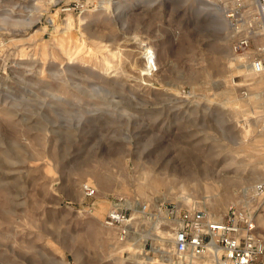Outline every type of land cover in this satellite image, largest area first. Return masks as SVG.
Instances as JSON below:
<instances>
[{"label": "rangeland", "instance_id": "374dc122", "mask_svg": "<svg viewBox=\"0 0 264 264\" xmlns=\"http://www.w3.org/2000/svg\"><path fill=\"white\" fill-rule=\"evenodd\" d=\"M221 7L0 0V264H150L169 231L145 204H261L264 234V80ZM118 201L135 230L115 249Z\"/></svg>", "mask_w": 264, "mask_h": 264}, {"label": "built area", "instance_id": "2783aa9c", "mask_svg": "<svg viewBox=\"0 0 264 264\" xmlns=\"http://www.w3.org/2000/svg\"><path fill=\"white\" fill-rule=\"evenodd\" d=\"M87 2L73 0L82 10ZM214 2L224 7L227 18L239 33L233 45L235 56L243 58L242 64L254 75L264 77V0ZM229 4L232 6L227 7ZM263 189L259 186L256 190L258 197ZM81 193L89 200L98 195L97 189L87 182L81 185ZM120 201L113 203L104 225L115 229L118 242L124 245L135 229L131 224L133 216L121 207ZM186 206H163L156 213L151 212L149 204L142 206V219L153 220L164 214L165 222L158 229L164 226L169 231L170 250L159 248L156 252L159 255L150 264H259L264 258V234L256 222V211L261 204L257 208L231 205L221 218L199 206Z\"/></svg>", "mask_w": 264, "mask_h": 264}, {"label": "bare ground", "instance_id": "6f19581e", "mask_svg": "<svg viewBox=\"0 0 264 264\" xmlns=\"http://www.w3.org/2000/svg\"><path fill=\"white\" fill-rule=\"evenodd\" d=\"M219 12H220V10H218ZM226 17H228L227 15H226ZM227 19V23L229 22V27H231L232 25H231V22H230V20L228 19V18H226ZM221 26V25H220ZM232 28V27H231ZM233 30H234V32H235V30H236V28L234 27L233 28ZM235 60L237 61V63H238V65L239 66H241V67H244V71H246V72H248V73H251L252 75H254L253 73H252V71L251 70H249V68L247 67V66H244L243 64H242V62H244V59L243 58H235ZM109 66V65H108ZM247 69V70H246ZM255 77H256V75H254ZM259 77V76H258ZM257 77V78H258ZM262 81L264 80V77H259ZM250 86V85H249ZM263 87H264V85L263 84H255V89L256 90H258V91H262V89H263Z\"/></svg>", "mask_w": 264, "mask_h": 264}, {"label": "crops", "instance_id": "0c3cea01", "mask_svg": "<svg viewBox=\"0 0 264 264\" xmlns=\"http://www.w3.org/2000/svg\"><path fill=\"white\" fill-rule=\"evenodd\" d=\"M121 245H122V244L118 243V244H116V246H114V248H115V249H118V247H122ZM120 250H121V249H119L118 252H120ZM124 252H126V251H124ZM259 264H264V258L260 261Z\"/></svg>", "mask_w": 264, "mask_h": 264}]
</instances>
